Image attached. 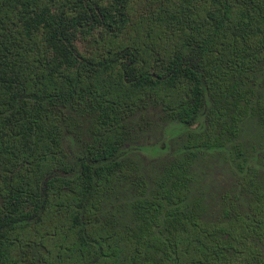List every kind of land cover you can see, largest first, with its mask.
Masks as SVG:
<instances>
[{"label": "trees", "instance_id": "obj_1", "mask_svg": "<svg viewBox=\"0 0 264 264\" xmlns=\"http://www.w3.org/2000/svg\"><path fill=\"white\" fill-rule=\"evenodd\" d=\"M0 264H264V0H0Z\"/></svg>", "mask_w": 264, "mask_h": 264}, {"label": "rangeland", "instance_id": "obj_2", "mask_svg": "<svg viewBox=\"0 0 264 264\" xmlns=\"http://www.w3.org/2000/svg\"><path fill=\"white\" fill-rule=\"evenodd\" d=\"M83 120L86 119L83 118ZM84 127L85 122L82 123V127H79L81 135L85 132ZM141 156L146 157L144 154ZM198 173L199 178L202 176L199 191L203 196V203L211 209L217 204L219 193L234 183L232 170L228 162L217 155L214 158L205 159Z\"/></svg>", "mask_w": 264, "mask_h": 264}]
</instances>
